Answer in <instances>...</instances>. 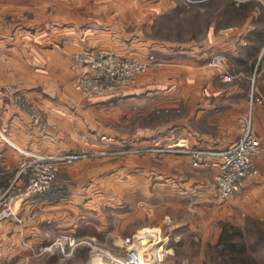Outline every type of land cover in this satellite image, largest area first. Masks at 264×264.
I'll use <instances>...</instances> for the list:
<instances>
[{
    "label": "crops",
    "instance_id": "1",
    "mask_svg": "<svg viewBox=\"0 0 264 264\" xmlns=\"http://www.w3.org/2000/svg\"><path fill=\"white\" fill-rule=\"evenodd\" d=\"M235 1L200 4L199 11L211 7L205 32L180 38L163 32L171 13L181 18L187 12L185 4L170 0H0V193L25 156L164 146L180 139L193 147H228L242 135L240 118L253 89L262 99L253 127L264 144V0ZM226 16L237 19L225 22ZM79 50L142 60L153 55L155 61L134 82L85 97L75 85L89 68L70 59ZM220 52L227 57L223 67H208ZM226 71L232 81L223 80ZM8 86L46 114V129L33 124ZM254 161L259 173L228 196L218 190L217 168L194 167L184 154L63 163L53 190L24 202L22 222H3L0 264H89L85 244L65 259L57 251L33 253L61 233L116 253L125 249L126 237L144 229L165 247V256L187 233L215 246L223 223L264 221V156ZM205 258L171 264H204ZM163 259L156 264H166Z\"/></svg>",
    "mask_w": 264,
    "mask_h": 264
},
{
    "label": "built area",
    "instance_id": "2",
    "mask_svg": "<svg viewBox=\"0 0 264 264\" xmlns=\"http://www.w3.org/2000/svg\"><path fill=\"white\" fill-rule=\"evenodd\" d=\"M70 59L75 65L85 64L89 70L81 74L76 84V91L85 97L103 95L116 90L123 85L135 81L147 70L155 57L151 55L149 60L129 58L116 54L111 50H79L70 54ZM224 53H214L207 61V66L221 68L226 62ZM234 75L226 71L223 80L232 81ZM13 94L14 100L21 104L29 113L33 124L40 130L48 127L46 114L32 104L26 95L13 86L7 87ZM262 103V99L251 91L249 109L240 118L242 129L241 137L233 144L225 148L193 147L187 140L164 146H149L125 149L102 150H78L66 151L56 155H31L19 160L18 170L8 187L0 193V231L3 230V222L16 220L22 222L21 209L24 202L34 196L45 195L51 192L61 164L73 163L78 160L108 155H136L142 153L157 154H184L193 160L194 167L217 168L216 183L218 190L224 196L241 191L248 177L257 175L259 169L254 161L257 156H264V144L256 135L253 127V112L256 104ZM142 234H134L125 238L128 245L123 255H115L105 247L96 245L92 240L79 236L61 233L53 239L45 241L35 251V255L49 251H57L60 259L72 256L78 246L87 244L91 247V261L89 264H156L154 247L141 252L139 243L156 240L151 235L147 239ZM29 246L27 242H24Z\"/></svg>",
    "mask_w": 264,
    "mask_h": 264
},
{
    "label": "rangeland",
    "instance_id": "3",
    "mask_svg": "<svg viewBox=\"0 0 264 264\" xmlns=\"http://www.w3.org/2000/svg\"><path fill=\"white\" fill-rule=\"evenodd\" d=\"M170 1L178 2L180 4H185L184 6L187 8V12L181 18L177 16V13H171L168 19L166 20L167 24L169 25L168 27L163 28V32L169 33L170 37H180V38L189 37L193 35V33L198 34V35H203V33L205 32L207 21L212 18V15H210L211 13L210 8L211 7L213 8L214 5L223 6L225 5L224 3L233 2V0H212V1L210 0L211 2H207L203 0H170ZM215 1H217V3L211 5V7L209 8L203 7L204 8L203 11L198 10L199 9L198 7L200 6V4L210 5L211 3ZM243 1L245 0H236L235 2L241 3ZM195 12L197 15L195 14ZM226 18H227V21L225 22H232L237 19L235 16H233L232 18H229L228 16H226ZM131 82H134V81H131ZM75 90H76V85H75ZM120 155H123V154H120ZM96 157H90V158H96ZM86 159H89V158H86ZM59 175L60 173L58 174L57 178L59 177ZM187 214L188 213L185 214L187 217L186 219H190L188 218ZM257 222L258 220L255 218L254 219L248 218L246 220L239 221L238 224L223 223V229H224V226L227 228L230 225L243 227L241 229L243 230V233H245L246 235V231H248L249 229L256 230L258 226ZM258 227L261 229H264V225H260ZM147 232L148 231L144 229V230H139L135 234H142L145 236L146 240H149V238L147 239V236H149L151 233L149 234ZM173 232L174 230L171 233ZM153 237L154 235H152V238ZM185 238L186 239L180 245L178 244L179 246L175 249L174 254L173 253L168 254L167 256H165L166 255L165 247L159 248L160 243H158L155 240H150L147 242L139 243V249L141 250V252L146 253L147 250H151V247L152 249L154 247V250H155L154 256L156 257V259L161 260L162 258H164L163 260L164 262H166V264L175 263V261L182 262V260H188V259L193 263V261H195V258L198 257L200 254H205V257H206L205 261L207 262V264H237L239 262H243L245 258H249V257H250L249 259L255 262L256 264H264V245H262L261 247L258 246L257 248H253V249L251 247H248L245 250H235L231 253L226 251L227 253L226 257L225 256L219 257L218 250H220V248L216 249V247H212L213 245H210V244L207 246L206 245L204 246L201 244L200 239H197V240L193 239V236L189 235V233L186 234ZM252 238H253L252 236H249V237L247 236L246 241L247 242L249 240L252 241ZM243 239H240V241ZM87 240H90V239H87ZM237 240L239 239L237 238ZM175 243L176 241L173 243V245H175ZM96 245L105 247L106 249H108L110 252H112L115 255H120V254L123 255L126 252V248L128 247V245L126 244L125 249L121 253H116L110 250L109 248H107V246L105 245H102V244H96ZM87 246L89 247V255H91V247L89 245ZM205 247L207 248L206 250H205ZM90 261H91V256H90ZM205 261H204V264H205Z\"/></svg>",
    "mask_w": 264,
    "mask_h": 264
},
{
    "label": "trees",
    "instance_id": "4",
    "mask_svg": "<svg viewBox=\"0 0 264 264\" xmlns=\"http://www.w3.org/2000/svg\"><path fill=\"white\" fill-rule=\"evenodd\" d=\"M251 219H254V218H251ZM257 220H258L257 222L258 226L264 225V221H261L259 219ZM258 226L256 230L249 229L248 231H246V235L245 233H243V230L241 229L243 227L230 225L229 227L226 228L224 226L219 242L215 246H212V247H216V249L220 248V250H218L219 257H223V256L226 257V254H227L226 251L231 253L235 250H245L248 247H251L252 249L257 248L258 246L261 247L262 245H264V229H261ZM247 236L248 237L252 236L253 242L250 240L247 242L246 241ZM237 238L239 240H237ZM240 239H243V240L240 241ZM249 258H245L243 262H239L237 264H256ZM205 264H207L206 261H205Z\"/></svg>",
    "mask_w": 264,
    "mask_h": 264
}]
</instances>
